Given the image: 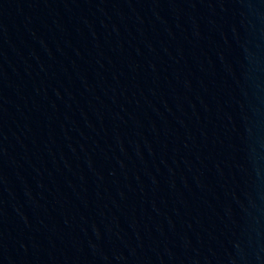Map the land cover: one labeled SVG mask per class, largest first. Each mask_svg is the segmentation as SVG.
<instances>
[{
	"label": "water",
	"instance_id": "water-1",
	"mask_svg": "<svg viewBox=\"0 0 264 264\" xmlns=\"http://www.w3.org/2000/svg\"><path fill=\"white\" fill-rule=\"evenodd\" d=\"M0 264H264V0H0Z\"/></svg>",
	"mask_w": 264,
	"mask_h": 264
}]
</instances>
